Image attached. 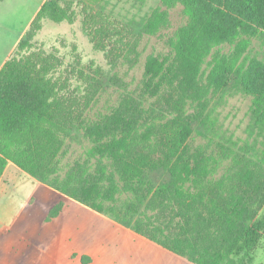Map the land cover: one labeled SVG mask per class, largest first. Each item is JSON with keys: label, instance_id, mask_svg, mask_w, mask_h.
I'll use <instances>...</instances> for the list:
<instances>
[{"label": "trees", "instance_id": "obj_1", "mask_svg": "<svg viewBox=\"0 0 264 264\" xmlns=\"http://www.w3.org/2000/svg\"><path fill=\"white\" fill-rule=\"evenodd\" d=\"M160 2L129 46L95 41L114 67L133 68L140 39L163 36L134 85L99 67L59 71L31 49L43 20L74 21L60 0L40 5L0 68V177L11 162L193 264H250L264 234V0ZM110 88L114 101L98 107ZM238 92L251 97L245 137L217 118Z\"/></svg>", "mask_w": 264, "mask_h": 264}, {"label": "rangeland", "instance_id": "obj_2", "mask_svg": "<svg viewBox=\"0 0 264 264\" xmlns=\"http://www.w3.org/2000/svg\"><path fill=\"white\" fill-rule=\"evenodd\" d=\"M44 1L0 0V68L14 54ZM60 3L74 12V21L43 20L31 48L53 54L59 71L80 67L90 72L99 67L111 74L117 71L134 85V80L141 76L146 55L166 49L163 36H143L137 48L141 52L138 63L129 68L127 61L114 67L107 53L94 46L96 39L129 46L133 43L135 22L160 6V0H60ZM179 10V7L169 10L173 29L181 21ZM252 47L254 51L261 49L258 41ZM70 83L73 89L77 81L71 79ZM115 96L113 89H108L97 106L113 102ZM250 101L251 97L238 92L218 102L217 118L227 132L246 136ZM9 163L0 177V264H193ZM59 200L64 204L59 216L46 220L49 209ZM249 255L250 264H264V234Z\"/></svg>", "mask_w": 264, "mask_h": 264}, {"label": "crops", "instance_id": "obj_3", "mask_svg": "<svg viewBox=\"0 0 264 264\" xmlns=\"http://www.w3.org/2000/svg\"><path fill=\"white\" fill-rule=\"evenodd\" d=\"M9 164H10V163L8 162V164L6 165L5 169L8 168ZM5 169H4V171H5ZM4 171H3V173H4ZM55 203H56V202H55Z\"/></svg>", "mask_w": 264, "mask_h": 264}]
</instances>
